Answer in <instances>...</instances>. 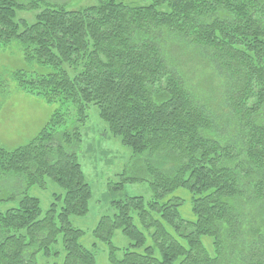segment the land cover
I'll return each mask as SVG.
<instances>
[{"label": "trees", "instance_id": "16d2710c", "mask_svg": "<svg viewBox=\"0 0 264 264\" xmlns=\"http://www.w3.org/2000/svg\"><path fill=\"white\" fill-rule=\"evenodd\" d=\"M12 43L30 69L14 81L50 114L0 144V264H96L98 243L109 264H264V0H0V47ZM92 106L140 166L122 180L153 195L111 201L87 247L70 216L90 185L71 147ZM48 182L61 192L42 211L28 191Z\"/></svg>", "mask_w": 264, "mask_h": 264}, {"label": "rangeland", "instance_id": "374dc122", "mask_svg": "<svg viewBox=\"0 0 264 264\" xmlns=\"http://www.w3.org/2000/svg\"><path fill=\"white\" fill-rule=\"evenodd\" d=\"M63 4L68 9H79L94 5L98 0H49ZM34 11L18 10L16 17L31 22ZM23 61L20 48L12 43L0 47V144L6 148H14L35 136L50 114V108L40 98L26 95L22 92L12 77V73L30 70ZM81 140L72 145L77 153L78 161L85 180L90 185L88 210L83 216H70L73 226L84 231L80 241L84 246H91L95 239L92 230L103 215H111L114 211L111 201L124 199L127 196H142L150 198L153 190L149 182L143 179L123 181V177H139L140 166L132 159V151L121 144L118 137L112 136L106 124L99 118L97 109L92 106L89 119L81 127ZM122 186L120 183H122ZM29 194L40 201L42 211L46 210L52 200L53 192L61 189L53 182H48L46 188L32 186ZM174 195L183 198L179 207L183 218H192L190 197L184 189H177ZM112 245L123 248L129 245V240L120 229L114 231ZM108 245L98 243L96 264H109L107 261Z\"/></svg>", "mask_w": 264, "mask_h": 264}]
</instances>
